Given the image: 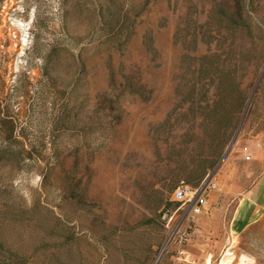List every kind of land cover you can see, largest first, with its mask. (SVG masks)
Instances as JSON below:
<instances>
[{
    "label": "rangeland",
    "instance_id": "rangeland-1",
    "mask_svg": "<svg viewBox=\"0 0 264 264\" xmlns=\"http://www.w3.org/2000/svg\"><path fill=\"white\" fill-rule=\"evenodd\" d=\"M208 181L200 264H264V0H0V264H152Z\"/></svg>",
    "mask_w": 264,
    "mask_h": 264
},
{
    "label": "built area",
    "instance_id": "built-area-1",
    "mask_svg": "<svg viewBox=\"0 0 264 264\" xmlns=\"http://www.w3.org/2000/svg\"><path fill=\"white\" fill-rule=\"evenodd\" d=\"M244 160H251L252 151L247 145L241 147ZM217 187L216 182L208 181L194 188L178 186L173 190V199L179 202L175 211L178 216L172 220L169 217L166 228L167 232L162 243L157 248L152 264H162L169 257L168 264H189L192 262L186 243L191 239L195 228V217L202 212L206 203V193ZM172 220V221H171Z\"/></svg>",
    "mask_w": 264,
    "mask_h": 264
},
{
    "label": "crops",
    "instance_id": "crops-1",
    "mask_svg": "<svg viewBox=\"0 0 264 264\" xmlns=\"http://www.w3.org/2000/svg\"><path fill=\"white\" fill-rule=\"evenodd\" d=\"M191 242H192V241L189 240V241L186 243V248H187V250H188V252H189V255H190L191 259H193L192 262L189 263V264H200V257H199V255L196 253V251L194 250V248L192 247Z\"/></svg>",
    "mask_w": 264,
    "mask_h": 264
},
{
    "label": "bare ground",
    "instance_id": "bare-ground-1",
    "mask_svg": "<svg viewBox=\"0 0 264 264\" xmlns=\"http://www.w3.org/2000/svg\"><path fill=\"white\" fill-rule=\"evenodd\" d=\"M232 254L231 252H227L226 255ZM233 256H225L224 260L221 261V264H227L230 263L232 261ZM247 261V257L244 254H241L239 256L238 262L236 264H245V262Z\"/></svg>",
    "mask_w": 264,
    "mask_h": 264
}]
</instances>
